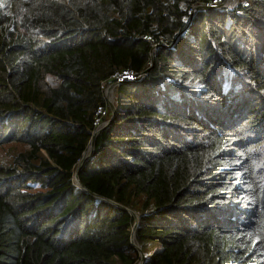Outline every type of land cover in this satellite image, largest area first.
Instances as JSON below:
<instances>
[{
    "label": "trees",
    "instance_id": "obj_1",
    "mask_svg": "<svg viewBox=\"0 0 264 264\" xmlns=\"http://www.w3.org/2000/svg\"><path fill=\"white\" fill-rule=\"evenodd\" d=\"M214 1L0 0V264H137L115 203L143 264H264V0Z\"/></svg>",
    "mask_w": 264,
    "mask_h": 264
},
{
    "label": "water",
    "instance_id": "obj_2",
    "mask_svg": "<svg viewBox=\"0 0 264 264\" xmlns=\"http://www.w3.org/2000/svg\"><path fill=\"white\" fill-rule=\"evenodd\" d=\"M227 6H230V5H227L226 2L220 3V4H218V5H216V4H196V5H194V6L192 7V9H191V11H190V18L192 17L194 11H195L196 9H199V8H201V9H214V8H217V7H227ZM148 68H149V67H147V68L144 70L143 73H146L147 70H148ZM124 77H125V76H124ZM119 79H120L119 77H113V78H111L110 80L106 81V82L109 84L108 87L114 88L117 84H119V82H120ZM103 90H104V89H103ZM105 91H107V88H106ZM103 92H104V91H103ZM110 106H111L112 113H113V115H114V114L116 113V107H115V105H112V104H111ZM111 120H112V118L106 119L103 123H101L100 126L98 125L99 127L96 126V128L91 132V137H90V139H89V141H88V144H87V146L90 145L91 152H90V154H89L88 157L81 159V157H82V155H83V153H84L85 150L83 151V153H82V155H81V157H80V159H79V161H78V164H77V166H76V169H75L74 175H73V180H74L75 184H76L78 187H80V188H82V189H84V190H86L87 192H90V193H92V192L89 191V190L84 186V184L80 182L79 177H78V173H79L81 167L83 166V164L85 163V161L90 157V155H91L92 152H93V145H94L95 137L97 136V134H98V133H99V132H100L105 126H107V125L111 122ZM87 146H86V147H87ZM85 149H86V148H85ZM92 194H94L95 196H99V195H97V194H95V193H92ZM101 198H103V199H105V200H107V201H109V202H111V203H115V202L111 201L110 199H107V198H104V197H101ZM115 205L127 209V210H128L133 216H134V218H135V222H134V225H133V227H132V231H131V237H130V240H131V244H132V245L136 248V250L139 252L140 261L138 262V264H143L145 258H144V256H143V252L141 251V249L137 247V246H139V245L135 242V236H134L135 227H136V224H137V221H138V215H137L136 212H134L133 210H129L128 208L124 207V206L121 205V204L115 203Z\"/></svg>",
    "mask_w": 264,
    "mask_h": 264
},
{
    "label": "rangeland",
    "instance_id": "obj_3",
    "mask_svg": "<svg viewBox=\"0 0 264 264\" xmlns=\"http://www.w3.org/2000/svg\"><path fill=\"white\" fill-rule=\"evenodd\" d=\"M227 1H233L232 2V4H230V6H227V8L228 7H232L234 4H236L239 0H223L222 2H227ZM108 83L107 82H104V85H103V91H104V95H105V98H106V100H107V104H108V108H109V111L107 112L108 114H109V112H110V110H111V104L112 105H115V98H114V88L116 87H114L113 88V90H112V94H110V96H111V98H109V96L107 95L108 94V91H109V89L107 90V91H105L106 90V88L108 87ZM112 111V110H111ZM106 119H109L108 118V115H107V117H106ZM106 119H99L98 120V123H97V125L99 124H101V123H103ZM20 149V146H18V145H15V146H13V145H5V146H3V147H0V161L1 160H10V154H11V152L13 151V150H19ZM158 246V244H156V243H150L149 244V246L147 247V250L145 251V252H143L142 250V252H143V256L145 257L146 255H150L151 254V252L155 249V248H158L157 247ZM138 248H140V246H137ZM141 249V248H140ZM138 254H139V252H138ZM140 261V256H139V260H138V262ZM138 262H137V264H138Z\"/></svg>",
    "mask_w": 264,
    "mask_h": 264
},
{
    "label": "bare ground",
    "instance_id": "obj_4",
    "mask_svg": "<svg viewBox=\"0 0 264 264\" xmlns=\"http://www.w3.org/2000/svg\"><path fill=\"white\" fill-rule=\"evenodd\" d=\"M232 2H233V1H227L226 4H227V5H230V4H232ZM108 89H109V87H108ZM112 90H113V88L110 87V89H109V91H108V94H107V95L109 96V98H111L110 94H112ZM98 125H99V124H98ZM98 125H97V127H99L101 124H100L99 126H98ZM88 150H90L89 153H88ZM90 152H91V148H90V145H88V146L86 147V149H85V151H84V153H83L81 159L88 157L89 154H90Z\"/></svg>",
    "mask_w": 264,
    "mask_h": 264
},
{
    "label": "built area",
    "instance_id": "obj_5",
    "mask_svg": "<svg viewBox=\"0 0 264 264\" xmlns=\"http://www.w3.org/2000/svg\"><path fill=\"white\" fill-rule=\"evenodd\" d=\"M219 1H220V0H218V1H214L213 4H218ZM123 73H124V74H123V77H124V76H125V77H130V75H129L127 72H123ZM115 77H119V76H115ZM103 85H104V82H103V84H102V87H103Z\"/></svg>",
    "mask_w": 264,
    "mask_h": 264
},
{
    "label": "clouds",
    "instance_id": "obj_6",
    "mask_svg": "<svg viewBox=\"0 0 264 264\" xmlns=\"http://www.w3.org/2000/svg\"><path fill=\"white\" fill-rule=\"evenodd\" d=\"M222 1H223V0H222ZM222 1H221V2H219L218 4H220V3H223ZM218 4H216V5H218Z\"/></svg>",
    "mask_w": 264,
    "mask_h": 264
}]
</instances>
